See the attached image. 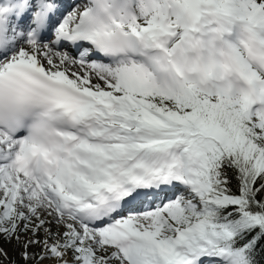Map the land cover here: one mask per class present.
I'll use <instances>...</instances> for the list:
<instances>
[{"label":"snow or ice","instance_id":"1","mask_svg":"<svg viewBox=\"0 0 264 264\" xmlns=\"http://www.w3.org/2000/svg\"><path fill=\"white\" fill-rule=\"evenodd\" d=\"M0 264H264V0H0Z\"/></svg>","mask_w":264,"mask_h":264},{"label":"rangeland","instance_id":"2","mask_svg":"<svg viewBox=\"0 0 264 264\" xmlns=\"http://www.w3.org/2000/svg\"><path fill=\"white\" fill-rule=\"evenodd\" d=\"M3 246L6 247V248H8L9 251L11 252V246L10 245L4 244Z\"/></svg>","mask_w":264,"mask_h":264}]
</instances>
